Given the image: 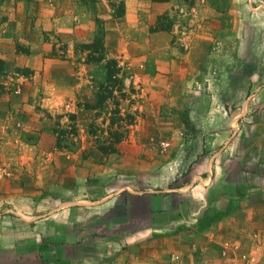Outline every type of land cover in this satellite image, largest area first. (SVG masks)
<instances>
[{"label": "crops", "instance_id": "1", "mask_svg": "<svg viewBox=\"0 0 264 264\" xmlns=\"http://www.w3.org/2000/svg\"><path fill=\"white\" fill-rule=\"evenodd\" d=\"M95 1V8L89 9L77 0H0V57L4 68L30 71L14 81L20 82L19 94L0 95V140L9 138L13 110L32 115V108L39 104L61 112L67 104L69 114L78 116L81 107H92L103 100L105 89L111 91V98L104 103L117 100L126 82L137 90L133 97L144 101L139 110L147 119V128H161L154 120L159 110L161 117L168 119L172 111L189 107L200 75L204 77L215 62L220 65L235 56L224 46L210 49L211 33L200 34L199 28L183 32L174 18L171 23H163L160 17L167 10L165 2ZM216 38L230 48L235 31L228 30ZM109 65L115 70L112 80ZM217 78L204 80L216 90L223 87ZM238 82L229 81L221 90L223 94L220 89L213 93L212 100L208 99L201 109L186 111L196 120L191 121L187 133L178 128L183 137L173 138L176 141L171 145L170 158L180 152L187 159L189 183L199 181L198 189L194 188L199 194V235L198 241L195 238L190 243L199 251V264H225L220 251L226 241L240 250H252L251 264H264V249L260 248L264 247V114L249 118L244 106L246 97H251L245 92L249 79ZM226 102L239 104L240 109L228 114L220 109ZM247 118L258 124L241 130L238 122ZM21 119L22 133L27 123ZM164 121L163 127L167 124ZM253 134L258 137L252 138ZM253 153H257L255 158L262 170L250 175L246 169L255 162ZM117 167L113 165V170ZM111 197L106 196L99 206L53 208L33 222L25 217L26 221L0 223V264H159L162 256L156 251L155 222L133 228L130 217L115 214L108 206ZM146 198L147 213L154 215L156 199L150 192ZM186 206H180L183 215ZM164 210L167 215L171 213L170 207ZM77 211L86 214L83 220L75 219ZM94 211L99 218L92 217ZM45 226L57 234L56 239L51 238L50 257L39 247L38 242L43 244L44 239L37 238V232ZM82 226L81 236L78 230ZM103 228H108L109 234ZM65 234L66 243H62ZM131 247L138 251L125 252L124 248L128 251ZM174 252H179V260L168 259V264H185L184 250L173 249L170 254ZM125 255L131 257L124 260Z\"/></svg>", "mask_w": 264, "mask_h": 264}, {"label": "rangeland", "instance_id": "2", "mask_svg": "<svg viewBox=\"0 0 264 264\" xmlns=\"http://www.w3.org/2000/svg\"><path fill=\"white\" fill-rule=\"evenodd\" d=\"M156 1L167 3V10L160 17L163 23H171L174 18L181 24L183 32H195L199 28L200 34L211 33L210 49L220 47L221 50L224 46L226 52L235 56L220 65L215 62L204 77L200 75L199 85L193 88L196 94L189 97V107L180 112L172 111L168 119H163L162 110H159L154 120L160 122L161 128H147V119L139 110L144 101L141 103L138 97H133L137 90L128 82L123 85L117 100L104 103V99L111 98V91L105 89L101 93L103 100L92 107H81L78 116L69 114L67 104L61 112L49 111L39 104L32 108V115L13 110L9 138L0 140V223L26 221L25 217L33 222L53 208L99 206L106 196H112L108 206L114 208L115 214L130 217L133 228L155 222L156 251L162 256L159 264H168V259L171 262L179 260L181 251L171 255L173 249L184 250L185 264H199V251L190 244L199 235V194L194 190L198 189L199 181L189 183L191 170L187 159L180 152L171 159V145L176 141L173 138L179 136L180 127L187 133L191 121L196 120L188 117L186 111L201 109L208 99L212 100V94L221 91L229 81L239 83V80L249 79L245 92L251 97L244 101L249 118L257 117L260 112L264 114V0ZM95 2L77 0V4H85L89 9L95 8ZM109 5L116 6L112 2ZM121 7V4L117 5L119 11ZM228 30L235 31L230 48L216 38ZM94 48L99 50L98 45ZM110 66L108 75L112 80L115 70ZM29 74L27 70H5L0 57V95L19 94L20 82L14 81ZM213 77H218L223 87L212 90L204 79ZM224 96L222 100L226 99ZM220 109H226L229 114L239 110L240 105L226 102ZM85 112L87 116H84ZM249 118L238 122L241 130L244 126L258 124L253 119L248 122ZM20 119L27 123H24L26 129L22 133L19 132L23 128ZM163 121L167 123L165 128ZM166 125L171 129L168 130ZM164 142H169L168 148H163ZM252 155L255 162L246 169L250 175L262 170L255 158L257 153ZM113 165L118 166L117 171L113 170ZM115 181H118L117 185H114ZM148 192L157 202L154 215L147 213ZM185 204L187 210L183 215L180 206ZM165 207L171 208L170 214L164 213ZM99 215L96 212L92 217L99 218ZM73 216L83 220L86 214L77 211ZM167 222L173 224L166 225ZM46 227L37 232V238L44 239L43 244L41 240L38 244L50 257L51 238L56 239L57 234L55 229ZM103 229L109 234L108 228ZM78 231L82 236L83 226ZM94 235L98 236V232ZM65 236L62 243H66ZM221 249L220 258L225 264H251L253 261L252 250H240L227 241ZM124 250L136 253L138 248ZM130 257L125 255L124 260Z\"/></svg>", "mask_w": 264, "mask_h": 264}, {"label": "built area", "instance_id": "3", "mask_svg": "<svg viewBox=\"0 0 264 264\" xmlns=\"http://www.w3.org/2000/svg\"><path fill=\"white\" fill-rule=\"evenodd\" d=\"M179 136L182 137L183 134H182V133H179ZM169 145H170L169 142H164V143H162L163 148H168Z\"/></svg>", "mask_w": 264, "mask_h": 264}]
</instances>
